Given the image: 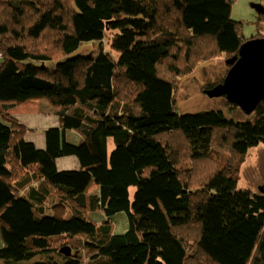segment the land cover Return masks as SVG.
<instances>
[{"label": "trees", "instance_id": "trees-1", "mask_svg": "<svg viewBox=\"0 0 264 264\" xmlns=\"http://www.w3.org/2000/svg\"><path fill=\"white\" fill-rule=\"evenodd\" d=\"M232 4L0 0V264H264V188L236 186L264 99L243 121L174 108L177 81L247 40ZM30 101L58 119L42 145L9 113Z\"/></svg>", "mask_w": 264, "mask_h": 264}, {"label": "rangeland", "instance_id": "rangeland-1", "mask_svg": "<svg viewBox=\"0 0 264 264\" xmlns=\"http://www.w3.org/2000/svg\"><path fill=\"white\" fill-rule=\"evenodd\" d=\"M256 2L264 7V0H250L246 2V4H242L239 1L236 3V1H234L232 4L231 18L242 22V33L246 39L253 36L256 38H264V22L262 19H259L257 11L250 6L251 3ZM222 55L196 66L192 72L176 82L175 89H177V92L174 108L178 114L195 113L205 110H219L227 118H232L236 121H243L246 119V115L248 114L229 110L228 102L224 96L210 97L202 91L201 87L204 84L216 83L217 79H223L225 76L224 73H221V69L226 67L224 65L225 57ZM40 103H45V101ZM27 106H29L28 109H26ZM36 106L38 105L35 102L30 101L25 106L19 105L15 108L18 109V118L20 120H22V116L26 114L30 117L25 119L29 120L34 128L32 131L28 132V136L37 132L42 133L43 125L40 120L35 121V119L38 117L39 113L41 115L46 112L45 109H47V104L39 105L37 112ZM237 109L240 108L237 107ZM28 128L30 127L28 126ZM42 137L43 135L39 134L38 138L35 137L34 139H42ZM66 138L71 143H77L79 141V136H77L75 132L67 134ZM183 140L177 139L172 141L171 144L174 145V148L181 147ZM77 165V161L74 158L60 159L57 163L58 168H66L63 170L77 169ZM236 186L237 189H244L253 193L260 191V186L264 188V142H260L258 145L252 146L247 150L246 157L240 166L239 178ZM132 190L131 188V193ZM88 217L93 221H100L102 218L101 214L96 212L89 213ZM112 221L115 227V233L123 232L127 227L124 213L115 214L112 217ZM2 245L3 241L0 237V247Z\"/></svg>", "mask_w": 264, "mask_h": 264}, {"label": "water", "instance_id": "water-1", "mask_svg": "<svg viewBox=\"0 0 264 264\" xmlns=\"http://www.w3.org/2000/svg\"><path fill=\"white\" fill-rule=\"evenodd\" d=\"M258 14L264 7L252 4ZM229 66L222 82L206 91L210 97L224 96L226 100L244 113L252 112L264 99V38H249L238 49L237 54L228 58ZM263 192V188L259 187ZM60 252L71 255V248L63 246Z\"/></svg>", "mask_w": 264, "mask_h": 264}, {"label": "crops", "instance_id": "crops-1", "mask_svg": "<svg viewBox=\"0 0 264 264\" xmlns=\"http://www.w3.org/2000/svg\"><path fill=\"white\" fill-rule=\"evenodd\" d=\"M234 1H236V3L239 1V2H241L242 4L244 3V4H246V2H248V1H250V0H233V3H234ZM257 3V2H256ZM256 3H251L250 4V6L252 7V4H256ZM253 8V7H252ZM262 14H264V13H262ZM259 15H261V14H259ZM1 59V58H0ZM32 102H35L38 106L39 105H43L42 103H40V101H32ZM28 102H26V103H24V104H22V106H25L26 104H27ZM38 106H36V112H37V109H38ZM28 107L29 106H27V108L26 109H28ZM16 107H14V108H12L11 110H9V113H11L13 116H15L23 125H25L27 128H28V126L30 127V128H28V130L29 131H31V130H33V126L30 124L31 122L29 121V120H26L25 118H30L29 116H27V114L26 115H24V116H22L23 118H22V120H20L19 118H18V109H15ZM50 108V107H49ZM51 109V108H50ZM50 109H45V113L44 114H41L40 115V113L38 114V117L35 119V121H39L40 120V122H41V124L43 125V128L42 129H45V128H48V127H55V126H57L58 125V119H57V117L55 116V114L52 112V111H50ZM39 132H37V133H35V134H31V135H29V136H26L27 137V139H29V140H33V141H35V142H38V145H42V143H43V141H41V139H34L35 137H37L38 138V136H39ZM64 158H74V157H64ZM64 158H62V159H64ZM75 159V158H74ZM78 164V163H77ZM78 166V165H77ZM76 167V166H75ZM60 170H63V169H66V168H64V167H61V168H59ZM97 190H98V186L92 181V182H90V184L87 186V188H86V193L87 194H95L96 192H97Z\"/></svg>", "mask_w": 264, "mask_h": 264}, {"label": "clouds", "instance_id": "clouds-1", "mask_svg": "<svg viewBox=\"0 0 264 264\" xmlns=\"http://www.w3.org/2000/svg\"><path fill=\"white\" fill-rule=\"evenodd\" d=\"M237 107V106H236Z\"/></svg>", "mask_w": 264, "mask_h": 264}]
</instances>
